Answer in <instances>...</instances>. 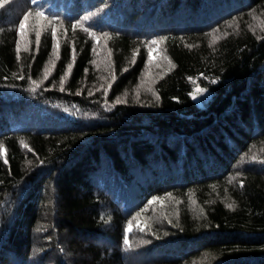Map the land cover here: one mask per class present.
I'll list each match as a JSON object with an SVG mask.
<instances>
[{
    "label": "trees",
    "instance_id": "16d2710c",
    "mask_svg": "<svg viewBox=\"0 0 264 264\" xmlns=\"http://www.w3.org/2000/svg\"><path fill=\"white\" fill-rule=\"evenodd\" d=\"M0 264H264V0H0Z\"/></svg>",
    "mask_w": 264,
    "mask_h": 264
},
{
    "label": "snow or ice",
    "instance_id": "6c2138e0",
    "mask_svg": "<svg viewBox=\"0 0 264 264\" xmlns=\"http://www.w3.org/2000/svg\"><path fill=\"white\" fill-rule=\"evenodd\" d=\"M33 3H35V0H33ZM30 15H32L31 12L25 13V15H24V19H23L22 21H20V23H19L18 31H19V34H20V36H21L22 38L25 36V23H26V21L28 20V18H29ZM35 16H36L37 18H41V17H44L45 14H44L43 12H41V11H37V12L35 13ZM84 19H88V17H85ZM75 27H76V25H73V28H75ZM84 30H85V31H88V29H84ZM90 34L93 36L94 39L97 40V42H99V37H97L96 34H95L94 32H93V33H90ZM52 36H53V38L56 37V31H55V29H53V31H52ZM105 36H107V34H105ZM36 42H37V45H39V43H40V33H39V32H37V34H36ZM151 44H152V45H155V44H157V41H156V40H153V41L151 42ZM59 48H60V45H59V42H57V43L55 44L54 48H53V52H54L55 54H57V55H58V50H59ZM19 50H20V47H19V44H17V53H19ZM92 51L95 52L96 49L93 48ZM154 53H157V49L154 48V47L149 46V47H148V52H147V58H148V62H149L150 64L153 63V62L157 59V56L154 55ZM135 55H136V54H134V56H133V62H135ZM75 58H76V57H75V49L73 48L72 60L75 61ZM93 63H95V61H93ZM72 70H73V64H72V63H69V64L67 65V72L65 73V78H66L69 74H71ZM125 71H127V69H125ZM50 72H51V69H45L44 79H48V76H49ZM19 78H20V79H23L24 77L21 76V77H19ZM115 79H116V77L113 75V76H112V80L114 81ZM33 83L35 84L36 81H33ZM111 87H112V85L109 84V85H108V88L111 89ZM204 91H206V89H202V88H199V87L196 88V93H197V94H199V93H201V92H204ZM194 98H195V97H194ZM120 102H121V101L117 100V103H120ZM21 143H23V141H22ZM25 147H27V145H25ZM4 163H5V164L8 163V160H7V158H6V153H5ZM241 186H243V181H241ZM157 202L163 203V201H160L158 197H155V196H154V197H152V199H150V200L148 201V205H152V204L157 203ZM229 207H231V205H229ZM169 223H171L170 220H169ZM137 227H140L141 230H143V228L146 227V225L138 224ZM132 230H133V225H132L131 222H129L128 227H127L126 230H125V236H124V243H125V245H129V240H128L127 233H128V232H131Z\"/></svg>",
    "mask_w": 264,
    "mask_h": 264
},
{
    "label": "rangeland",
    "instance_id": "374dc122",
    "mask_svg": "<svg viewBox=\"0 0 264 264\" xmlns=\"http://www.w3.org/2000/svg\"><path fill=\"white\" fill-rule=\"evenodd\" d=\"M204 96H205L204 92H201V93L197 94L196 90H195V92L193 93V98L195 97L194 99L199 105H203L202 100H203Z\"/></svg>",
    "mask_w": 264,
    "mask_h": 264
}]
</instances>
